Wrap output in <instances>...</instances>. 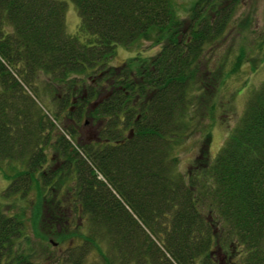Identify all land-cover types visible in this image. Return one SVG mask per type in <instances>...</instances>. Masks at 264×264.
<instances>
[{"label": "trees", "instance_id": "1", "mask_svg": "<svg viewBox=\"0 0 264 264\" xmlns=\"http://www.w3.org/2000/svg\"><path fill=\"white\" fill-rule=\"evenodd\" d=\"M71 1L75 35L62 0H0V157L24 161L3 197H24L33 183L61 190L68 170L66 204L86 217L87 232L80 248L68 242L60 264H87L93 249L102 264H264V81L214 158L205 122L251 54L214 49L238 32L240 0H197L186 18L175 0ZM141 40L160 48L110 64L118 44ZM25 88L50 109L48 123ZM82 122L95 125V138L80 139ZM197 130L203 141L180 175L173 150ZM50 137L64 164L48 173L40 141ZM2 206L0 264H48L42 240L60 245L69 234L54 209L40 232Z\"/></svg>", "mask_w": 264, "mask_h": 264}, {"label": "rangeland", "instance_id": "2", "mask_svg": "<svg viewBox=\"0 0 264 264\" xmlns=\"http://www.w3.org/2000/svg\"><path fill=\"white\" fill-rule=\"evenodd\" d=\"M62 1L66 4V31L72 35L78 34L79 15L77 8L71 0ZM196 1L197 0H175V7L179 16L186 18L187 12ZM232 17L233 24L236 25L235 30H238V32L234 31L233 36L230 40L228 39V42L226 38L224 41L220 42V46L214 47L216 55L218 56L226 53L228 48H232V50L235 51L238 50V52L239 49L242 48L245 50V54L249 52L251 54L247 56L248 59L246 58L240 68L237 69V73L226 81L227 83L225 82L224 87L219 89L218 97L220 98L219 102H221V104L220 107L218 106L216 109L214 120L205 119L206 124H211L209 125L211 135L209 153L211 158H214L224 146L230 132L238 123L245 110L246 100L251 91L257 89L264 81V0H240L235 6ZM80 39L84 41L83 36H80ZM159 48V45L152 44L150 40L138 41L130 47L118 44L116 46L115 55L110 60V64L118 65L136 55L150 57L154 55ZM209 51L212 55L211 49ZM249 56L251 58L250 60ZM227 68H229V63ZM1 89L2 87L0 85V91H2ZM25 89L27 95L34 99L37 107L41 109L42 113L47 115L45 120L48 123L51 117L50 109L36 99L29 89ZM95 129L96 127L94 124L82 122L77 132L81 140L90 141L96 136ZM49 132L50 126L47 124V130L44 131L43 136H48ZM200 132L202 131L197 130L196 134L192 135L181 144H178L173 150V152L177 154L176 169L180 175L187 173L188 167L193 163L198 153L204 136V133L202 132L203 135L201 136ZM53 142V137H50L45 145H43V139L40 141V146L43 147L42 149L46 154L44 170L48 173L55 170L54 164H56V166L64 164L63 158L57 159L53 156ZM74 143L76 144V142ZM23 162L24 161L20 162V160L12 161L2 159L0 157V204H5V206L2 207L7 209L9 213H14L22 217L27 228L31 229L36 223V225H38V231H40L39 223L41 225L39 221L46 217L49 210L54 209L56 220L60 222V228L65 229V232L69 233L68 237L59 245V239L47 234L48 237L44 238L45 242L43 240L42 242L43 249L52 252H50L51 259L48 261V264H60L67 251V246H69L68 242L77 245V248L83 245L82 238H78V235L83 236V234L87 232L85 225L86 217L81 212L74 209L75 205L66 204V192L69 190L68 170L61 172V176H64L63 180H67L61 190H50V187L45 188L46 190H36L33 183L30 189L26 190L24 197L20 196L22 191H19V193L12 198L3 197V193H5L4 188L10 182V178L15 175L16 171L23 170ZM35 176L37 177V174H35ZM38 196L42 197L43 202V205L39 207L37 205ZM32 236L37 237L35 235ZM68 238H71V240ZM48 241L53 242L54 246L51 250ZM98 243L104 251H108L107 253H110V256L113 257L110 251V245L107 242L98 240ZM45 258L46 256L41 255V259L44 260ZM86 263L102 264L100 254L95 249L91 250L87 256Z\"/></svg>", "mask_w": 264, "mask_h": 264}]
</instances>
